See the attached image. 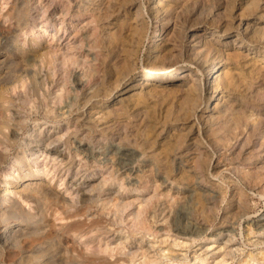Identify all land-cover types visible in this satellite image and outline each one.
Returning <instances> with one entry per match:
<instances>
[{
  "label": "bare ground",
  "instance_id": "6f19581e",
  "mask_svg": "<svg viewBox=\"0 0 264 264\" xmlns=\"http://www.w3.org/2000/svg\"><path fill=\"white\" fill-rule=\"evenodd\" d=\"M235 1L210 5L201 0H148L144 6L143 0H46L42 7L32 0H2L8 8L0 9V264L135 262L138 247L122 243L142 228L143 208L130 212V229L118 235L114 246L104 239L110 232L104 223L108 220L91 209L113 205L109 221L117 225L115 232L121 231L130 203L117 193L101 198L100 192L113 184L141 190L116 174L135 172L139 161L154 164L162 184L187 185L202 206L203 188L194 181L218 191L209 200L214 205L226 199V189L209 177L220 162L237 177L227 176L226 181L236 203L245 208V187L264 194V5L239 0L245 14L257 20L245 21L240 13L235 24L227 13ZM220 8L224 12L215 13ZM148 19L158 26V37L149 41L145 70L137 72ZM90 54L92 64L86 60ZM181 62L194 68L185 72L184 65L178 66ZM77 67L84 72L82 81L71 79ZM68 83L75 95L66 101ZM176 94L179 101H167L162 115L154 99L165 102ZM63 101L66 119L57 111ZM91 103L97 110L89 108ZM64 119L70 125L61 132L31 127H57ZM178 124L186 133L173 130ZM70 134L81 150L116 140L115 161L101 167L85 159L83 170H74L79 154L71 153ZM54 142L64 144L65 151L57 150ZM184 163L192 166L191 172ZM99 168L100 178L85 180ZM81 171L86 189L80 191L75 176ZM57 178L66 180V189L68 183L75 185L69 197L55 188ZM183 217L180 207L170 216L177 236L194 237L205 230L199 221L182 223ZM257 226L264 233V223ZM224 232L229 230L211 235L218 238ZM248 258L259 263L256 254Z\"/></svg>",
  "mask_w": 264,
  "mask_h": 264
},
{
  "label": "rangeland",
  "instance_id": "374dc122",
  "mask_svg": "<svg viewBox=\"0 0 264 264\" xmlns=\"http://www.w3.org/2000/svg\"><path fill=\"white\" fill-rule=\"evenodd\" d=\"M33 1H35V4L37 5L41 4L42 7H45L46 5V0H32V2ZM223 1L224 0H201V2L210 5H217L218 3H223ZM0 2V9H2L3 11L6 10L8 8V5L6 6V4L3 3L2 0H0ZM143 2H145L143 3L145 6L148 0H143ZM239 2V0H236L235 6L231 8L229 12H227L232 13V20L235 21V24L238 22L240 13H243V15H241V17H243V20H254V17L245 14L242 8L243 6ZM260 2L264 5V0H260ZM223 10L224 8L214 9L215 13L219 12L221 14L224 12ZM53 14L57 18L60 16L57 10H55ZM30 17L32 18V16ZM256 20L257 19H255L254 21ZM7 23V20H3L1 22V24L4 26H6ZM241 25L242 26H240V29H242V27L244 26V21H242ZM69 27H71V29L74 28V24L69 25ZM156 28H158V26L156 27V23L148 19L144 48L138 55V66L136 68L137 72H142L145 70V68L142 66V61L146 57L147 51L149 50V41L154 38L157 39L158 37L154 36ZM188 33H190V30ZM49 36L50 35H48V37ZM63 43L57 46L58 49H62L61 47L64 45ZM152 52L153 51H150V53ZM91 59L92 55H87L86 60L89 64L93 63ZM178 66H183L181 70H184L185 72H187L188 67L194 68L193 64H189L186 62H181L178 64ZM72 78H77L80 81L85 79L83 70L80 67L74 69L71 79ZM174 83L180 84L179 79L175 78ZM67 85L69 86V90L68 92H66V96L64 97V100L66 98V101L70 99V96L75 95L72 83H68ZM121 87L123 88L125 87V85L119 86V89ZM179 95L180 94H176L175 97L171 98L170 100H165V102L161 97H156L154 99L156 103L155 108L160 109L162 115L165 114V109L169 105L166 104V102L173 100V102L177 104V102L179 101L178 98L180 97ZM80 100H82V96ZM102 100L105 99L102 98ZM64 103L65 101L58 104L57 111L62 114L63 118L66 119V117H68L67 107L60 108L64 105ZM92 106L93 104L89 107L91 110L93 109L92 111L97 110ZM65 119L62 120L60 125L57 127H52L51 123H46L44 126L42 124L39 128L38 125H35L33 127L32 124L31 127L33 130H45L48 133H52L53 131L61 132V129L65 125H70V123H66ZM181 126V124H178V128L176 125L173 130H180V132L186 133L187 128H185V130ZM190 136H194V133H191ZM69 138L71 153L78 152L79 154L75 157L73 163L74 170H83L84 167H80V163H83L85 159H88L89 163H91L90 161H93L95 165H100L101 167L106 162L113 163L116 159V156L113 152V148L117 143L116 140L107 142L103 141L98 146L96 144L94 147H88V149L81 150L76 147V144H78L76 136L70 134ZM23 142L24 141H22V143ZM51 145H54L57 150L65 151V145L61 142H54ZM207 148L211 151L210 146ZM216 160L217 156L214 153L212 162H216ZM136 164L137 169L135 172L128 173L127 171L124 172L121 170H116V174L118 176L122 175L125 180H132L133 182H135V185L137 187L141 188V190H125L123 187H118V185L113 184L109 185L106 189L100 192L101 198H105L112 193H117L120 198H122L123 202L125 201L130 203V205H128V207L123 212V216L126 220L124 219L119 224V226L122 227V230L115 232L114 227H117V225H111L112 221H109L113 218L111 211H109V209L114 208L113 205L110 204L107 208H101L100 206H98V208L91 209L92 212L95 213V215L108 220L104 221V223L106 222V227L110 230V232L106 234L107 238L104 239H109L108 242H110V246H114L119 242V240L117 239L118 235L123 233L126 234L127 230L130 229V226L132 224V214H130V212L134 210L136 211L139 208H143V213L141 214L142 228L136 231L134 235L128 236V238L123 240L122 243V245L124 244L125 246H127V248L130 246H132V249L138 247V255L135 257L137 260L135 262H130L131 264H137L139 262H142L144 259L147 260L151 258H155L156 261L154 264H264V260L262 258L264 257L262 255V253L264 252V233H262L259 230V226H257L260 223H264V194H260L256 189L245 187V208L242 207L241 203H236L234 199L230 198L232 185L230 184V186H228L226 181L228 180L227 176H231V178L233 179H237V177L229 169H227V165H225L223 162H220V164L215 166L216 168L213 169L211 173H209V177L213 181L218 182L221 187H224L226 189V199L220 202L218 206L214 205V203L212 202H209L211 196L217 194L218 191L215 190V188H213L209 183L194 181L193 184L195 186L199 185L201 188H203V191L201 190V193L206 202L202 206V203L198 202L196 198H193L190 195V192L187 190V185H174L169 183L162 184L160 176L158 175V172H156V166L154 164L150 162L141 164L140 161L136 162ZM49 166L50 164L48 165V167ZM184 167L187 172H191L193 169L190 164L187 165L186 163H184ZM42 168L44 170L48 169L46 166L39 167V169ZM105 168L102 169L104 170ZM101 172L102 171L99 168L96 171L97 174H91L89 176L87 175V177H85V180L89 179V181H91L98 175L100 178ZM81 174L82 171L75 176V182H78L76 188L80 191L86 189L84 188L85 175L80 176ZM51 175L52 171L49 170L48 176L52 178ZM1 178L3 177L1 175L0 169V179ZM65 181L66 180L64 178H57L55 188L69 197V195L71 194V190L75 189V185L68 183L67 185L69 187H67L66 189ZM50 182L54 183L55 179L52 178ZM152 184L155 186L154 189H152L151 187ZM116 188H118L117 191ZM144 200H147V202ZM23 204L26 207H29L28 203L23 202ZM177 207H180L182 213L184 214L182 223L189 222L190 224H192L196 223V221H199V225L205 230H203L200 235L194 237L177 236L174 230H172L170 222V216ZM224 229L229 230V232H224L225 234L219 236L218 238L212 237V232L215 233ZM227 238H229V240ZM131 239H135L136 242L134 241L133 243H131ZM162 250H164V255ZM249 254H256L259 258V263L249 260ZM202 259L203 263H200ZM222 259H224V261L219 262Z\"/></svg>",
  "mask_w": 264,
  "mask_h": 264
}]
</instances>
